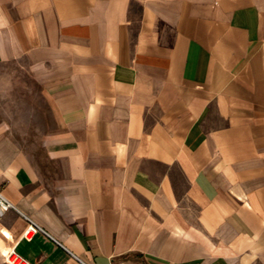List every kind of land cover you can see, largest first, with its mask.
Instances as JSON below:
<instances>
[{
    "label": "crops",
    "instance_id": "0c3cea01",
    "mask_svg": "<svg viewBox=\"0 0 264 264\" xmlns=\"http://www.w3.org/2000/svg\"><path fill=\"white\" fill-rule=\"evenodd\" d=\"M5 64L51 124L0 131V264H264V0H0Z\"/></svg>",
    "mask_w": 264,
    "mask_h": 264
},
{
    "label": "rangeland",
    "instance_id": "374dc122",
    "mask_svg": "<svg viewBox=\"0 0 264 264\" xmlns=\"http://www.w3.org/2000/svg\"><path fill=\"white\" fill-rule=\"evenodd\" d=\"M50 124L40 87L25 76L22 67L0 65L1 135L13 140L23 152L38 156L39 142Z\"/></svg>",
    "mask_w": 264,
    "mask_h": 264
},
{
    "label": "built area",
    "instance_id": "2783aa9c",
    "mask_svg": "<svg viewBox=\"0 0 264 264\" xmlns=\"http://www.w3.org/2000/svg\"><path fill=\"white\" fill-rule=\"evenodd\" d=\"M12 205L0 194V215L10 209ZM28 224L26 228L23 231V237L24 238H30L32 237L36 232H42L45 235L49 236L40 226H38L35 222H33L31 219L26 217ZM52 238V237H50ZM53 239V238H52ZM54 240V239H53ZM4 262L6 264H31L27 259H25L23 256H21L19 253H17L14 249H11L5 256H4Z\"/></svg>",
    "mask_w": 264,
    "mask_h": 264
}]
</instances>
